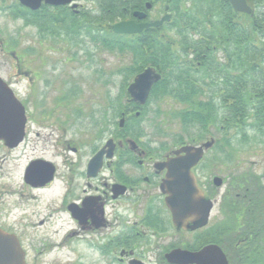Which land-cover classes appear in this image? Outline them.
Returning a JSON list of instances; mask_svg holds the SVG:
<instances>
[{
	"label": "flooded vegetation",
	"instance_id": "af4514ba",
	"mask_svg": "<svg viewBox=\"0 0 264 264\" xmlns=\"http://www.w3.org/2000/svg\"><path fill=\"white\" fill-rule=\"evenodd\" d=\"M5 1L8 0H0V11L15 7L19 0H10L9 4L4 3ZM80 1L83 0H73L71 4L61 6L42 3L36 10L19 1V18L22 19L23 26L26 24V29H33L34 34H21L16 38L18 54L7 48L9 40L5 44V40L0 39V51L14 61L11 68L16 79L3 75L1 71L0 78L3 80L2 84L14 95L24 121L23 128L8 130L14 137L0 139V234L11 235L17 240L25 252L26 264H39L36 260H41L38 256L31 257L29 250L42 244L53 247L62 246L61 244L70 246L74 240L87 241L98 253L102 252L103 256L108 247L118 261L124 264H130L133 260L144 264L147 263L143 260H161L164 264H171L168 262V255L174 250L199 252L210 245L219 246L229 264H233L226 249L227 241L237 245L244 242L245 248L260 247V243L264 244V183L261 185L258 182L257 193L252 187H246L244 194L237 192L233 195V191H229L222 195V200L230 201L231 210L243 207L246 223L232 229L233 231L219 228L205 231L218 199L202 186L199 167L209 150L224 149L229 152L228 145L219 146L217 139L208 138L214 140V144L205 149L201 161L192 168L205 197L213 202V208L206 225L192 228L194 224L190 221L188 227L184 228L173 223L172 212L167 203L169 194L163 189L168 173V168L163 163L168 158L175 157V152L183 147L201 146L204 141L193 139L190 143H178L170 149L161 144L145 143L143 134L140 136L136 130H129L127 126L130 120H137L142 116L148 101L145 105H140L131 101L130 96L126 101L128 106L121 112L117 136L106 140L104 121L101 120L92 133L74 129L76 120L85 117L83 109L76 108L74 112L72 108L78 89L68 86L60 91L56 83L42 77L41 63L43 52L51 50L45 49L44 42L61 39L69 44L78 40V45L83 46L82 39L88 37L86 28L77 23L74 30L71 23L74 19L88 21V17L84 16V4ZM247 2L252 11L244 14L255 13L264 23V0H258L256 5L251 4L252 0ZM153 7L154 5L150 9L146 7L137 10L147 13L145 19H133L137 22L153 20L149 18ZM58 28L64 29L56 30ZM191 35L184 34L186 37ZM193 35L201 36L196 33ZM261 35V54L264 56V33ZM197 37L196 39L207 41L203 36ZM52 51L61 53L60 50ZM207 51L206 53L200 48L180 50V59L184 66H190L187 80L198 86L202 81L192 76L204 71L200 64L211 61L215 56L222 64L224 61L229 62V72L225 75L213 72L212 80L208 83L211 88H219L211 97L217 103L223 101L225 94L220 89L232 82L233 71L231 61L221 47L216 45ZM47 88L59 92V95L47 97ZM249 112L243 114V120L239 117L241 123L231 124L230 129L243 128L245 118L254 115L253 109H249ZM75 113L77 117H74ZM229 115L230 112L226 110L219 118L223 121ZM123 118L124 124L121 126ZM90 120L95 125V120ZM219 129L222 131L225 126L221 124ZM110 140L113 142L108 145ZM101 152H104L103 155H100ZM215 177L214 186H223L224 181L220 186L215 185ZM260 177L264 178V172ZM238 213L239 210L236 211L237 215ZM171 228L174 230V242H171L169 234ZM43 232L45 236L41 237ZM60 232L64 233L62 240L61 236L57 237ZM185 233L193 235V238H184ZM3 245L0 241V246Z\"/></svg>",
	"mask_w": 264,
	"mask_h": 264
},
{
	"label": "rangeland",
	"instance_id": "374dc122",
	"mask_svg": "<svg viewBox=\"0 0 264 264\" xmlns=\"http://www.w3.org/2000/svg\"><path fill=\"white\" fill-rule=\"evenodd\" d=\"M8 2L10 0L4 3ZM80 2L84 4V11L86 12L84 16L88 17V21L83 22L78 19L77 23H86V28L91 15L95 19L94 22L99 23L96 26L106 25L107 21L104 18L95 17L101 14L97 1L83 0ZM192 4V0H183L181 7L190 9L193 6ZM15 5L13 8L0 11V39L5 40V44L9 40L10 43L7 48L18 54L16 38L21 34L32 36L34 31L33 29H26L24 27L25 23L23 26V21L19 18L21 17L19 16L21 14L19 1ZM165 11V4L158 2L150 11L149 18L159 20L167 13ZM170 14L173 15L171 12ZM100 19L101 21H97ZM120 21L123 20H118L115 23ZM170 28L167 27L163 31L166 38L168 40H180L179 37L181 36L177 30ZM63 29L58 28L56 30L63 31ZM188 32L187 34H192L191 38L197 37L193 35L195 32ZM80 39H82V35H80ZM82 40H84L82 47L78 45V40L76 42L71 41L69 44L66 40L67 43L61 39L56 42H44L45 49L50 48L51 50L43 52L41 74L42 77L56 83L60 91L68 86L78 89L74 95L72 108L74 112L76 108L83 109L85 117L82 120L81 118L76 120L77 123H75L74 129L92 133L96 131L97 122L101 120L104 121L105 139L107 140L111 136H117L121 112L128 106L126 102L129 96L127 88L134 77L128 73V69L130 65L139 63V60L136 61L137 58L130 50L121 51L116 47L115 49L106 48L89 37H84ZM53 49L60 50L61 53L52 51ZM12 65H14L12 58L5 57L3 52L0 51L1 73L5 76L10 75L11 79H16L15 72L11 68ZM205 73V71H202L199 74H193L192 77L202 81L200 88H202L203 94L199 95V99L208 101L219 88L214 89L209 86L208 83L211 79H207ZM173 77L166 75V84L170 89L153 93L142 116L137 120H130L127 127L129 130H136L140 136L143 134L145 143L165 145L166 149H170L178 143H190L193 138L199 140L202 135L217 139L219 146L228 145L229 152L224 151V149H213L207 152V156L199 167V179L202 186L210 190L213 196L218 199L211 215L210 224L205 231H211L214 228L236 229L246 223L245 210L242 212V206L239 208L234 206L235 209L231 210L230 201L227 199L222 200V195L229 191H233V195H236L237 192L244 194L247 191L246 187H252L257 193L258 182L261 185L264 183V178L260 177L264 172V130L261 131L259 128L263 120H260V123L253 111V117L248 115L245 118L243 128L232 127L231 129H223L224 132H222L223 130L219 129L222 124L219 116L222 117L226 110L222 107L221 102L217 101L215 103L213 100L218 120L204 133L199 125L187 124L183 121L181 112L189 109L190 106L172 93L171 88L178 86ZM40 83L42 84V80ZM46 90L48 91L47 97L53 98L59 95V92L56 93L50 88ZM76 115L77 113L74 117H77ZM90 118L95 120V125ZM262 127L264 129V124ZM226 131H228V134H225ZM225 135L230 139L226 140ZM214 176L223 179V186H214ZM235 187L239 189H235ZM237 210H239L238 215L236 214ZM169 231L171 242H174L175 239L172 235L174 230L171 228ZM63 234L60 232L57 237L61 236L60 239L62 240ZM42 236H45V232L41 233ZM183 237L189 239L193 238V235L185 233ZM61 245L53 247L52 245L42 244V246L40 245L28 252L31 257L38 256L41 258V260H36V263L39 264H124L118 261L112 249L108 247L103 256L102 252L99 251L98 253L84 240H74V243L70 246ZM226 249L230 254V260H233V264H264V244L262 243H260V247L250 246L245 248L244 242L237 245L227 241ZM143 261L147 264H164L161 260Z\"/></svg>",
	"mask_w": 264,
	"mask_h": 264
},
{
	"label": "trees",
	"instance_id": "16d2710c",
	"mask_svg": "<svg viewBox=\"0 0 264 264\" xmlns=\"http://www.w3.org/2000/svg\"><path fill=\"white\" fill-rule=\"evenodd\" d=\"M95 1L101 10V14L95 17L104 18L107 23L105 26H96L99 23L96 24L95 19L90 15V21L86 27L87 36L106 48L130 50L137 58L136 61L139 60L136 65L129 66L128 73L132 77L142 72L147 66L157 68L162 74V79L154 86L152 94L157 91H168L170 88L166 84V75L174 76L173 79L178 86L171 88L172 93L190 106L189 109L181 112L184 122L199 125L205 133L211 125L217 123L218 116L213 98H209L208 101L200 100L199 95L203 94L202 88L193 84V81L187 80L189 78L186 75L189 73L190 66L183 65L180 50L200 48L207 53L208 48L212 49L218 45L224 50L228 60L230 59L233 71L232 82L230 81L226 87L220 89L225 94L221 102L227 112H230V115L221 123L225 129H230L231 124L241 123L243 114H248L249 109H253L258 121L261 123L260 120H263L259 128L261 131L264 130L262 127L264 124L262 119L264 117V56L261 54L260 44L261 34L264 33V23L257 14L236 12L228 0H192L193 6L190 9L181 7L183 0ZM148 2L152 5L163 2L165 12L169 11L173 14L171 22L133 35L116 34L113 31V23L133 18V12L145 9ZM257 3L258 0H252L251 4ZM166 7H169V10ZM77 20L72 21L74 30L77 28ZM83 26L85 27L86 23ZM167 27L177 30L181 36L180 40H168L163 33ZM188 31L205 37L207 41L184 36ZM73 34L76 35V32ZM197 65L194 64V66ZM200 66L206 72L207 79L212 78L213 72H221L223 75L229 72V62L224 61L222 64L216 56ZM226 97L230 99L227 100ZM239 117H242V120ZM225 134H228V131ZM225 137H227L226 140L230 139L226 135ZM206 138L202 135L199 140L193 139L202 141Z\"/></svg>",
	"mask_w": 264,
	"mask_h": 264
},
{
	"label": "water",
	"instance_id": "95a60500",
	"mask_svg": "<svg viewBox=\"0 0 264 264\" xmlns=\"http://www.w3.org/2000/svg\"><path fill=\"white\" fill-rule=\"evenodd\" d=\"M24 6L36 10L42 3L48 5H67L73 0H19ZM236 12L251 13L252 9L247 0H228ZM75 7V6H74ZM147 9L152 7L151 3L146 4ZM134 17L142 20L147 17L143 11H135ZM171 19L170 14L164 15L159 20L148 22H137L135 19L123 20L113 25L116 34H137L145 29L157 28ZM162 78L161 73L149 66L141 73L137 74L128 86V93L131 101L140 105L146 104L154 85ZM0 78V139H10L14 137L8 133L10 129L23 128L24 121L22 111L18 110L17 101L11 90L2 84ZM4 92V93H3ZM21 112V113H20ZM20 116V117H19ZM20 123V125H19ZM124 118L121 120V126ZM113 141L110 140L108 145ZM214 144V140L207 141L201 146H186L176 151V156L168 158L163 163L168 168L167 178L164 181L163 189L169 194L167 203L172 212L173 223L177 227L187 228L189 222H193L192 228L204 226L208 223L213 202L207 199L199 187L192 168L198 165L203 158L205 149ZM101 152L100 155H103ZM184 153V154H182ZM97 158V157H96ZM223 179L214 178V183L220 186ZM0 264H26L25 252L20 248L17 240L8 234H0ZM168 262L171 264H229L223 250L217 245H210L199 252L177 249L168 255ZM130 264H144L139 260H133Z\"/></svg>",
	"mask_w": 264,
	"mask_h": 264
}]
</instances>
